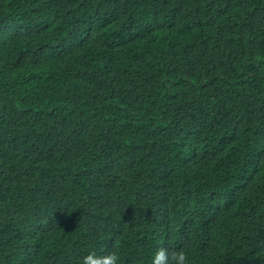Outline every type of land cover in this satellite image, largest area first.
<instances>
[{
    "label": "trees",
    "instance_id": "16d2710c",
    "mask_svg": "<svg viewBox=\"0 0 264 264\" xmlns=\"http://www.w3.org/2000/svg\"><path fill=\"white\" fill-rule=\"evenodd\" d=\"M264 264V0H0V264Z\"/></svg>",
    "mask_w": 264,
    "mask_h": 264
},
{
    "label": "clouds",
    "instance_id": "9594fccd",
    "mask_svg": "<svg viewBox=\"0 0 264 264\" xmlns=\"http://www.w3.org/2000/svg\"><path fill=\"white\" fill-rule=\"evenodd\" d=\"M82 264H121V257L115 250L98 256L94 251L83 257ZM151 264H190V258L186 251H172L167 248H159L154 254Z\"/></svg>",
    "mask_w": 264,
    "mask_h": 264
}]
</instances>
